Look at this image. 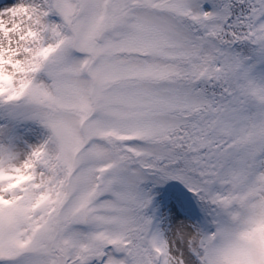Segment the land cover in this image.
I'll list each match as a JSON object with an SVG mask.
<instances>
[{
  "label": "snow or ice",
  "instance_id": "obj_1",
  "mask_svg": "<svg viewBox=\"0 0 264 264\" xmlns=\"http://www.w3.org/2000/svg\"><path fill=\"white\" fill-rule=\"evenodd\" d=\"M0 264H264V0L0 3Z\"/></svg>",
  "mask_w": 264,
  "mask_h": 264
},
{
  "label": "rangeland",
  "instance_id": "obj_2",
  "mask_svg": "<svg viewBox=\"0 0 264 264\" xmlns=\"http://www.w3.org/2000/svg\"><path fill=\"white\" fill-rule=\"evenodd\" d=\"M11 0H0V3H4V4H7V3H10Z\"/></svg>",
  "mask_w": 264,
  "mask_h": 264
}]
</instances>
